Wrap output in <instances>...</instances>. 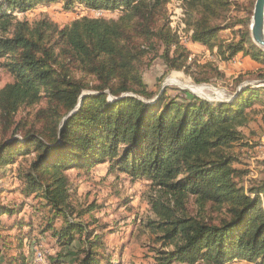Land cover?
<instances>
[{"label":"trees","instance_id":"1","mask_svg":"<svg viewBox=\"0 0 264 264\" xmlns=\"http://www.w3.org/2000/svg\"><path fill=\"white\" fill-rule=\"evenodd\" d=\"M58 3L119 16H83L62 29L48 17L33 22L18 17L41 4ZM167 3L0 0V67L12 78L0 89V170L34 154L30 167L17 170V176L27 195L42 198L65 220L62 231L55 233L60 242H72L73 234L87 231L83 218L89 212L70 202L67 173L109 163L110 171L150 182L154 193L148 200L156 221L146 226L161 245L159 263L227 264L242 258L264 264V207L259 197L264 189L243 186L247 171L234 167L239 159L232 152L246 124L245 110L262 89L247 87L224 104L196 96L180 101L165 90L150 91L143 70L159 57L166 67L159 82L173 70L191 73L196 83L208 82L212 72H218L198 63L199 73L191 71V52L169 28ZM232 4L186 0L193 42L211 51L217 48L222 55L243 52L264 62V50L252 40L251 13L246 21L229 25L241 28L235 31L238 42L219 39V32L229 28L220 25ZM21 212L22 205L10 208L0 202L4 264H16L6 258L11 250L6 245L14 243L17 236L10 232L23 228V222L3 224L1 218ZM31 232L21 237L19 250ZM87 240V264H96L92 253L101 241L93 246Z\"/></svg>","mask_w":264,"mask_h":264},{"label":"rangeland","instance_id":"2","mask_svg":"<svg viewBox=\"0 0 264 264\" xmlns=\"http://www.w3.org/2000/svg\"><path fill=\"white\" fill-rule=\"evenodd\" d=\"M180 1L168 0V24L180 44L191 52L188 60L191 71L199 73L195 65L198 63L211 65L212 69L208 67L210 72L215 69L218 72H212V78L208 82L196 83L191 73L173 70L159 82L166 70L162 57H159L151 67L144 68V81L154 93L165 90L169 97L180 101L196 96L211 104L231 103L236 92L247 87L262 89L257 97L253 96V105L245 110L246 124L240 128L242 136L233 144L232 152L239 159L234 167L243 173L247 171V175L241 179L243 186L246 189H264V62H257L251 55L243 52L236 55L226 52L222 55L217 48L211 51L205 45L193 42L192 37L179 35L172 29L170 18L171 12L177 8ZM255 3L256 0H233L228 18L220 25L229 28L219 32L220 40L227 43L238 42L239 34L235 35V31L241 28L229 25L246 21L250 17L249 13L251 31ZM83 16L117 19L119 13L89 10L79 5L67 9L63 3H58L41 4L32 11L18 14L19 19H27L30 22L48 17L61 29ZM186 19V31L189 33L191 30ZM11 81L8 72L0 67V89ZM21 115H25L24 112H21ZM34 157L33 154L22 160L19 158L13 166L0 170V190H5L1 193L0 202L10 208L23 206L21 214L1 218L3 224L14 225L16 219L23 222V228L14 227V231L10 232L12 237L17 238H14L12 245H6V248L11 249L5 252L8 260L13 258L16 264H87L86 250L89 251L90 245L86 243L89 238L93 246L94 241H101L99 246L94 248L96 254L92 253L97 258L96 264H161L157 260V251L161 245L156 242V236L146 226L149 221H156L148 200L154 193L149 181L110 171L109 163L89 171L70 170L67 173L71 182L70 202L77 209H89L83 218L87 231L82 235L73 234L72 242H60L55 233L62 231L66 225L65 220L48 208L42 198L35 194L27 195L23 191L24 182L17 176V170L28 169ZM259 197L264 207V191L259 193ZM29 224L32 226H28ZM30 230V236L24 239L23 248L19 250L21 237ZM3 248L0 244V264L5 262L2 260ZM198 264L213 263L201 260ZM227 264L257 263L239 258Z\"/></svg>","mask_w":264,"mask_h":264},{"label":"water","instance_id":"3","mask_svg":"<svg viewBox=\"0 0 264 264\" xmlns=\"http://www.w3.org/2000/svg\"><path fill=\"white\" fill-rule=\"evenodd\" d=\"M251 36L254 43L264 49V0H256L251 24Z\"/></svg>","mask_w":264,"mask_h":264},{"label":"built area","instance_id":"4","mask_svg":"<svg viewBox=\"0 0 264 264\" xmlns=\"http://www.w3.org/2000/svg\"><path fill=\"white\" fill-rule=\"evenodd\" d=\"M186 0H181L178 4H177V8L171 12V27L173 30H175V32H177L179 35H182L184 37H192L193 31L187 33L186 29V23H185V19H186V14L184 11V4H185Z\"/></svg>","mask_w":264,"mask_h":264}]
</instances>
